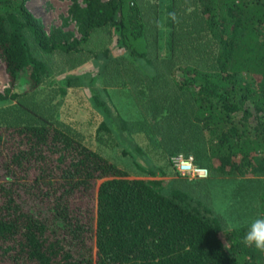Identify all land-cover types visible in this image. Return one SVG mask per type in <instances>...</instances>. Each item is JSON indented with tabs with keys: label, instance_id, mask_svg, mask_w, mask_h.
<instances>
[{
	"label": "trees",
	"instance_id": "trees-1",
	"mask_svg": "<svg viewBox=\"0 0 264 264\" xmlns=\"http://www.w3.org/2000/svg\"><path fill=\"white\" fill-rule=\"evenodd\" d=\"M28 1L0 0L10 86L25 79L37 91L44 54L61 58L60 73L101 54L87 82L97 131L124 144L143 134L214 177L264 175V0H69L78 39L47 32ZM110 64L111 85L128 89L139 119L94 87ZM66 77L71 86L80 76ZM28 93L0 106V264H264L242 243L249 221L227 228L206 182L178 176L166 191L161 179L128 177L54 118L51 96ZM256 197L264 216V189Z\"/></svg>",
	"mask_w": 264,
	"mask_h": 264
},
{
	"label": "rangeland",
	"instance_id": "rangeland-1",
	"mask_svg": "<svg viewBox=\"0 0 264 264\" xmlns=\"http://www.w3.org/2000/svg\"><path fill=\"white\" fill-rule=\"evenodd\" d=\"M78 1L83 5L82 0ZM70 4L69 0H29L27 6L35 16L40 18L47 32L51 28L60 27L71 31L73 36L78 39L80 32L77 24L70 17L68 11ZM166 32V27H162V46L165 43ZM112 50L110 49V52ZM117 52L118 49H115L112 54L114 56L121 54H117ZM160 52L163 56L166 54L165 49ZM42 56L49 68V74L37 91L28 90L25 86V79L19 80L14 87L10 86L5 66L0 60V95L7 96L6 100H0V106L9 107L12 101L8 97H11L14 92H29L28 94L33 98L43 101H48L51 96L50 102L55 107L54 118L70 124L72 131L79 134L82 142L124 169L128 173V177L161 179L165 190L170 189L174 185L170 180L179 176L171 162L173 155L168 157L167 154L161 153L159 147L150 144L146 137L140 133L130 134L134 142L124 144L116 136L113 138L112 135L104 131H97L103 116L91 103L87 82L98 70L97 58H100L101 54H97L94 58L90 56L77 67L65 69L63 73H60L64 68H62L61 58L52 54ZM112 68L113 64H110L108 72L100 75L94 87L109 96L112 104L123 118L139 119L141 111L136 106L128 89L111 85L110 77L116 75L111 72ZM69 73L80 76L77 79H72L73 85L71 86H68L66 82V75ZM60 87L64 89L63 92L59 91ZM134 144L142 151H137ZM201 180L206 182L213 209L221 216L223 215L227 228L238 227L258 216V197L256 196L264 189V175L214 177L209 169L208 177ZM191 182L195 184L197 180Z\"/></svg>",
	"mask_w": 264,
	"mask_h": 264
},
{
	"label": "built area",
	"instance_id": "built-area-1",
	"mask_svg": "<svg viewBox=\"0 0 264 264\" xmlns=\"http://www.w3.org/2000/svg\"><path fill=\"white\" fill-rule=\"evenodd\" d=\"M171 162L178 175L182 178L201 180L207 178L209 175V169L205 166L197 165L191 154H175L171 157Z\"/></svg>",
	"mask_w": 264,
	"mask_h": 264
},
{
	"label": "clouds",
	"instance_id": "clouds-1",
	"mask_svg": "<svg viewBox=\"0 0 264 264\" xmlns=\"http://www.w3.org/2000/svg\"><path fill=\"white\" fill-rule=\"evenodd\" d=\"M242 243L248 247H254L260 252H264V216L252 218L246 227L242 237ZM225 249H231L229 242L223 243Z\"/></svg>",
	"mask_w": 264,
	"mask_h": 264
}]
</instances>
